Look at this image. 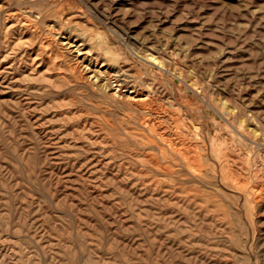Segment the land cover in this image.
Listing matches in <instances>:
<instances>
[{
    "label": "rangeland",
    "instance_id": "obj_1",
    "mask_svg": "<svg viewBox=\"0 0 264 264\" xmlns=\"http://www.w3.org/2000/svg\"><path fill=\"white\" fill-rule=\"evenodd\" d=\"M0 264H264V0H0Z\"/></svg>",
    "mask_w": 264,
    "mask_h": 264
},
{
    "label": "bare ground",
    "instance_id": "obj_2",
    "mask_svg": "<svg viewBox=\"0 0 264 264\" xmlns=\"http://www.w3.org/2000/svg\"><path fill=\"white\" fill-rule=\"evenodd\" d=\"M82 51H83V50H82ZM79 52H80V51H79ZM79 52H78V53H79ZM77 55H78V54H77ZM92 78H93V77H92ZM6 84H7V83H6ZM114 85H115V84H114ZM118 90H119V89H118ZM133 92H134V91H133ZM136 93H137V92H136ZM133 97H135V96H133ZM142 100H143V99H142ZM168 156H169V155H168ZM186 166H187V165H186ZM187 167H188V166H187ZM189 169H190V168H189ZM187 170H188V168H187Z\"/></svg>",
    "mask_w": 264,
    "mask_h": 264
}]
</instances>
